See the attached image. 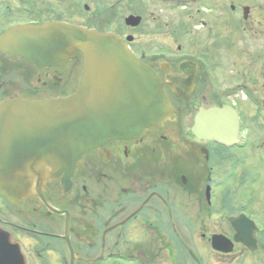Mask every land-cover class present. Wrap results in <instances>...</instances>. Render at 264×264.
I'll return each instance as SVG.
<instances>
[{"label": "flooded vegetation", "instance_id": "obj_1", "mask_svg": "<svg viewBox=\"0 0 264 264\" xmlns=\"http://www.w3.org/2000/svg\"><path fill=\"white\" fill-rule=\"evenodd\" d=\"M75 2L0 0V37L48 22L113 32L156 71L174 112L139 137L96 147L41 193L0 194V264H264L262 7L95 0L94 19L76 23ZM80 76L78 54L38 66L0 49V102L66 97ZM226 104L239 113L237 142L192 131L200 108Z\"/></svg>", "mask_w": 264, "mask_h": 264}, {"label": "water", "instance_id": "obj_2", "mask_svg": "<svg viewBox=\"0 0 264 264\" xmlns=\"http://www.w3.org/2000/svg\"><path fill=\"white\" fill-rule=\"evenodd\" d=\"M140 19L130 15L126 23L136 26ZM0 49L38 66L63 65L75 53L82 57L73 94L41 101L15 96L0 103V193L10 201L41 193L47 180L71 175L92 149L139 137L174 111L156 72L115 33L61 22L26 24L0 37ZM192 130L235 143L237 112L229 105L201 108Z\"/></svg>", "mask_w": 264, "mask_h": 264}, {"label": "rangeland", "instance_id": "obj_3", "mask_svg": "<svg viewBox=\"0 0 264 264\" xmlns=\"http://www.w3.org/2000/svg\"><path fill=\"white\" fill-rule=\"evenodd\" d=\"M75 15H74V20L76 23H89L90 20H93L95 17V12L97 11L96 9L98 8L97 3L95 0H75ZM172 1H177L178 0H172ZM232 1V0H230ZM236 1V0H233ZM243 2L250 3L254 5L255 8L259 9L262 7L263 11L262 13L264 14V0H242ZM65 3L62 2V5ZM85 5H88L90 10L87 12L86 8L84 7ZM66 7V6H64ZM128 11L126 9H121L120 10V17L122 15H125ZM156 13H162V11L156 10ZM66 15V14H65ZM162 17L164 18V15L162 13ZM173 18L179 19L178 15L173 16Z\"/></svg>", "mask_w": 264, "mask_h": 264}]
</instances>
